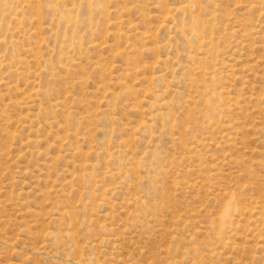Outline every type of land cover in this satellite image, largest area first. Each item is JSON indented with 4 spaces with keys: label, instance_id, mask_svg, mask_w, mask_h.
Here are the masks:
<instances>
[{
    "label": "rangeland",
    "instance_id": "374dc122",
    "mask_svg": "<svg viewBox=\"0 0 264 264\" xmlns=\"http://www.w3.org/2000/svg\"><path fill=\"white\" fill-rule=\"evenodd\" d=\"M0 9V264H264V0Z\"/></svg>",
    "mask_w": 264,
    "mask_h": 264
},
{
    "label": "bare ground",
    "instance_id": "6f19581e",
    "mask_svg": "<svg viewBox=\"0 0 264 264\" xmlns=\"http://www.w3.org/2000/svg\"><path fill=\"white\" fill-rule=\"evenodd\" d=\"M0 1H1V0H0ZM1 4H5V3L2 2ZM3 6H4V5H3ZM3 8H4V7H3ZM3 10H5V9H3ZM0 11H2V10L0 9ZM9 11H10V10H9ZM59 12H60V11H59ZM64 12H65V11H63V13H64ZM66 12H67V11H66ZM1 13H2V12H1ZM58 14H59V13H58ZM64 14H65V13H64ZM66 15H67V14H66ZM65 18H66V17H65ZM67 19H68V18H67ZM7 28H8V27H7ZM2 37H3V36H2ZM2 37L0 36V38H2ZM6 38H7V37H6ZM3 40H4V39H3ZM7 41H9V40H7ZM5 42H6V41H4V44H5ZM0 43H1V42H0ZM6 43H7V42H6ZM4 44H3V45H4ZM1 45H2V44H1ZM14 45H15V44H14ZM7 67H9V66H7ZM11 71H13V70L11 69ZM26 102H27V101H26ZM219 232H220V231H219Z\"/></svg>",
    "mask_w": 264,
    "mask_h": 264
}]
</instances>
